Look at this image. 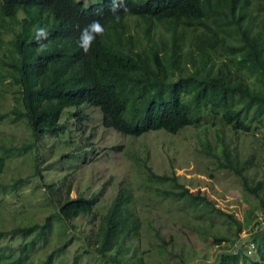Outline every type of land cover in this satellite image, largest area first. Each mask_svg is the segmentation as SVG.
I'll return each mask as SVG.
<instances>
[{
  "label": "trees",
  "instance_id": "16d2710c",
  "mask_svg": "<svg viewBox=\"0 0 264 264\" xmlns=\"http://www.w3.org/2000/svg\"><path fill=\"white\" fill-rule=\"evenodd\" d=\"M110 7V0L88 6L80 0H0V28L11 33L5 41L6 69L0 70V83L15 87L10 92L21 105H14L2 117L12 115L15 121H24L34 138L61 134L66 124L60 119L69 107L75 108L71 112L76 122L88 118L85 107L98 108L105 127L134 137L157 130L175 134L188 125H222L234 133H256L260 125L264 127V0H127L128 11H121L118 18ZM93 20L105 31L85 55L78 46L80 29ZM39 26L49 31L43 53L37 51L33 39V28ZM222 143V159L207 142L202 151L216 157L219 168L237 175L264 212L263 181L251 184L244 174L250 158L241 161ZM33 147L36 145L29 142L20 148L25 152ZM0 151L1 174L11 149L0 147ZM38 161L33 156L32 172L9 184L10 191L18 194L27 180H39L43 207L53 210L41 224L0 228V242L17 235L22 240L18 256L13 250L5 255L6 247H0V264H25L55 228L64 233L78 217L90 216L91 220L95 216L97 194L80 192L71 197V184L65 176L61 181L46 182ZM147 171L149 180L168 184L165 194L184 200L186 209L203 208L226 216L234 227L231 234L240 232L239 221L215 207L205 193L191 191L174 174H156L150 167ZM0 191L5 192L2 183ZM140 229L133 190L123 185L97 231L85 235L83 242L106 264H144L139 245H133ZM71 238L40 264L63 258ZM212 240L220 245L233 238L212 234ZM251 240L258 255L243 253L242 259L248 264H264V241L258 234ZM198 264L231 263L220 254Z\"/></svg>",
  "mask_w": 264,
  "mask_h": 264
},
{
  "label": "rangeland",
  "instance_id": "374dc122",
  "mask_svg": "<svg viewBox=\"0 0 264 264\" xmlns=\"http://www.w3.org/2000/svg\"><path fill=\"white\" fill-rule=\"evenodd\" d=\"M80 1L88 6L101 0ZM18 16L22 13L18 12ZM0 31L1 70L6 69L4 61L7 58L3 53L11 33L1 28ZM13 89L15 87L0 83V147L11 149L0 174V183L4 184L5 190L0 191V228L11 230L25 227L30 222L41 224L53 210L43 207L44 194L37 185L39 180H27L19 186L18 194L10 191L9 184L32 172L33 156L39 157L46 182L61 181L65 176V181L71 184V197L80 192L99 196L91 220L90 216H80L65 227L64 233L55 228L46 243L37 245V252L31 253L25 264H40L46 255L70 237L67 250L62 254L64 257L54 260L53 264H106L88 251L83 237L97 231L101 217L123 185L132 188L134 210L141 218L140 236L133 240V245H139L144 264H198L204 259L212 261L220 254H224L231 264H248V260L242 259L243 253L250 257L258 255L256 245L251 242L253 234H258L264 241V212L258 199L243 189L237 175L219 168L217 158L206 155L202 148L205 142L209 143L212 151L222 159L223 141L241 161L250 158L244 174L251 184L260 180L264 183V127L260 125L256 133H234L222 125H188L175 134L157 130L134 137L105 127L98 108L85 107L89 119L81 118L76 122L71 112L75 108L69 107L60 119L66 124L61 134L34 138L24 121H15L12 115L2 117L14 105L21 108L16 104V95L10 92ZM29 142L36 147L24 152L20 147ZM147 167L156 174H174L191 191L205 193L215 207L239 221L240 232L236 236L231 234L234 227L226 216L207 213L203 208L186 209L184 200L165 194L170 189L168 184L148 179ZM212 234L230 235L233 241L219 245L213 242ZM20 243L19 235L14 239L8 236L1 240L0 247H6L5 255L13 250L18 256Z\"/></svg>",
  "mask_w": 264,
  "mask_h": 264
},
{
  "label": "clouds",
  "instance_id": "9594fccd",
  "mask_svg": "<svg viewBox=\"0 0 264 264\" xmlns=\"http://www.w3.org/2000/svg\"><path fill=\"white\" fill-rule=\"evenodd\" d=\"M110 3L111 7L109 8V11L117 18L119 17V13L121 11H128L127 0H110ZM77 27H79V25H77ZM104 31V26L98 20H93L80 29L78 46L83 50L85 55L91 51L92 44L96 38L98 36H103ZM33 32V39L38 45L37 51L40 53L45 52L48 47L46 43V41L49 39L48 28L46 26L34 27Z\"/></svg>",
  "mask_w": 264,
  "mask_h": 264
}]
</instances>
